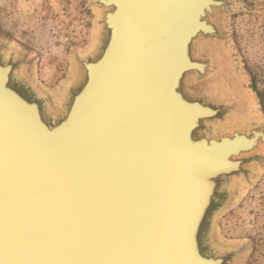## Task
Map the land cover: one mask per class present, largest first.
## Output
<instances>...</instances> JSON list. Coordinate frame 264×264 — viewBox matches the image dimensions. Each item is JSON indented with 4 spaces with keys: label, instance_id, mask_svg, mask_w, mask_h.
<instances>
[{
    "label": "water",
    "instance_id": "water-1",
    "mask_svg": "<svg viewBox=\"0 0 264 264\" xmlns=\"http://www.w3.org/2000/svg\"><path fill=\"white\" fill-rule=\"evenodd\" d=\"M89 6L55 94L0 39V264H243L217 235L264 167L225 47L240 0Z\"/></svg>",
    "mask_w": 264,
    "mask_h": 264
},
{
    "label": "rangeland",
    "instance_id": "rangeland-1",
    "mask_svg": "<svg viewBox=\"0 0 264 264\" xmlns=\"http://www.w3.org/2000/svg\"><path fill=\"white\" fill-rule=\"evenodd\" d=\"M225 18V47L249 119L264 120V0H240ZM89 0H0V39L30 53L35 78L55 94L72 69L74 48L85 49L94 30ZM257 88V89H256ZM219 239L246 243L243 264H264V167L218 220Z\"/></svg>",
    "mask_w": 264,
    "mask_h": 264
},
{
    "label": "trees",
    "instance_id": "trees-1",
    "mask_svg": "<svg viewBox=\"0 0 264 264\" xmlns=\"http://www.w3.org/2000/svg\"><path fill=\"white\" fill-rule=\"evenodd\" d=\"M258 94H259V97L261 99V104L264 106V96H263V94L261 92H258Z\"/></svg>",
    "mask_w": 264,
    "mask_h": 264
},
{
    "label": "bare ground",
    "instance_id": "bare-ground-1",
    "mask_svg": "<svg viewBox=\"0 0 264 264\" xmlns=\"http://www.w3.org/2000/svg\"><path fill=\"white\" fill-rule=\"evenodd\" d=\"M239 84H240V82H238ZM241 94H242V92H241ZM244 94V93H243ZM242 94V95H243ZM242 101V100H241ZM242 106L244 107V109H245V112H247L248 110H247V108L243 105V103H242ZM246 114L243 112V118H244V116H245ZM246 119V118H245Z\"/></svg>",
    "mask_w": 264,
    "mask_h": 264
}]
</instances>
